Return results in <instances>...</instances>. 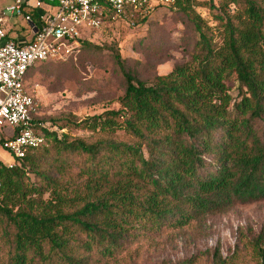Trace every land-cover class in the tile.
I'll return each instance as SVG.
<instances>
[{
	"label": "trees",
	"instance_id": "trees-1",
	"mask_svg": "<svg viewBox=\"0 0 264 264\" xmlns=\"http://www.w3.org/2000/svg\"><path fill=\"white\" fill-rule=\"evenodd\" d=\"M193 1L174 4L198 34L188 61L148 82L115 49L118 109L52 119L44 147L12 169L0 162V264H143L162 240L196 237L209 216L264 201V0H210L220 45L189 13ZM90 48L86 37L81 51ZM241 245L229 259L215 249L161 264H264L263 230Z\"/></svg>",
	"mask_w": 264,
	"mask_h": 264
},
{
	"label": "rangeland",
	"instance_id": "rangeland-1",
	"mask_svg": "<svg viewBox=\"0 0 264 264\" xmlns=\"http://www.w3.org/2000/svg\"><path fill=\"white\" fill-rule=\"evenodd\" d=\"M15 0H0V14ZM35 2V0H32ZM218 4L219 0H212ZM210 0H195L189 13L199 16L205 30L217 45L222 41V30L209 9ZM149 22L134 26L126 19L105 22L91 33L95 49L81 51L77 59L67 63H47L35 67L27 78V87L38 104L37 118L50 124L52 119L74 116L83 119L119 108L123 95V75L112 58L117 49L125 60V70L138 79L152 81L167 74L173 67L189 59V52L198 34L186 16L173 4L148 15ZM23 24V20L13 18ZM84 38L90 31L83 30ZM232 96L237 95L236 84H230ZM71 137L90 140L93 132L65 128ZM12 156L0 148V161L8 164ZM264 231V201L235 205L224 214L209 216L204 230L196 237L162 240L159 249L143 259V264L171 263L193 254L212 253L218 249L222 258L229 259L242 241Z\"/></svg>",
	"mask_w": 264,
	"mask_h": 264
},
{
	"label": "built area",
	"instance_id": "built-area-1",
	"mask_svg": "<svg viewBox=\"0 0 264 264\" xmlns=\"http://www.w3.org/2000/svg\"><path fill=\"white\" fill-rule=\"evenodd\" d=\"M173 4L175 0H38L34 4L15 0L7 6L0 14V140L1 135L4 137L0 148L13 160L0 162L12 169L28 151L46 145L42 129L49 126L34 121L36 102L27 87L33 67L75 61L85 39L82 31L88 30L91 35L101 28L108 13L113 19H125L126 13L143 17ZM33 12H37L39 27L33 21ZM10 17L24 20L34 32L33 41L19 46L8 38L4 26Z\"/></svg>",
	"mask_w": 264,
	"mask_h": 264
},
{
	"label": "crops",
	"instance_id": "crops-1",
	"mask_svg": "<svg viewBox=\"0 0 264 264\" xmlns=\"http://www.w3.org/2000/svg\"><path fill=\"white\" fill-rule=\"evenodd\" d=\"M27 1H29L30 4H34L32 0H27ZM36 1L38 0H35V2ZM13 18L17 19V17H10V18H7L5 22L4 27H5V31L7 33L8 38L19 46H22L26 43L33 41L34 32L29 30L24 20L21 18L23 20V24L22 23L19 24L18 22L13 21Z\"/></svg>",
	"mask_w": 264,
	"mask_h": 264
}]
</instances>
